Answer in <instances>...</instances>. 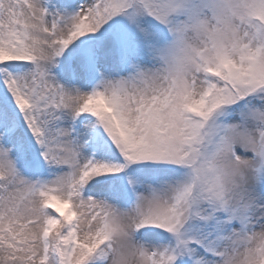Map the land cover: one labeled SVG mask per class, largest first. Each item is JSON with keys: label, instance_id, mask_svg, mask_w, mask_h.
<instances>
[{"label": "snow or ice", "instance_id": "6c2138e0", "mask_svg": "<svg viewBox=\"0 0 264 264\" xmlns=\"http://www.w3.org/2000/svg\"><path fill=\"white\" fill-rule=\"evenodd\" d=\"M0 264H264V0H0Z\"/></svg>", "mask_w": 264, "mask_h": 264}]
</instances>
